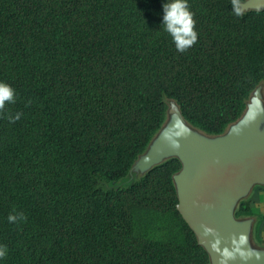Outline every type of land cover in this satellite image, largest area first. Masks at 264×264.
I'll list each match as a JSON object with an SVG mask.
<instances>
[{
    "label": "trees",
    "instance_id": "trees-1",
    "mask_svg": "<svg viewBox=\"0 0 264 264\" xmlns=\"http://www.w3.org/2000/svg\"><path fill=\"white\" fill-rule=\"evenodd\" d=\"M243 1L187 0L197 41L179 52L165 0H0V82L14 89L0 110V264H211L177 207L179 158L129 173L171 100L218 135L264 84V9Z\"/></svg>",
    "mask_w": 264,
    "mask_h": 264
},
{
    "label": "water",
    "instance_id": "water-1",
    "mask_svg": "<svg viewBox=\"0 0 264 264\" xmlns=\"http://www.w3.org/2000/svg\"><path fill=\"white\" fill-rule=\"evenodd\" d=\"M241 11L263 10L264 0H245ZM177 157L173 176L178 210L204 246L211 264H264V248L251 242L253 218L236 209L254 186L264 185V93L254 90L242 116L218 135L192 126L179 105L169 102L168 118L130 174H144Z\"/></svg>",
    "mask_w": 264,
    "mask_h": 264
},
{
    "label": "clouds",
    "instance_id": "clouds-1",
    "mask_svg": "<svg viewBox=\"0 0 264 264\" xmlns=\"http://www.w3.org/2000/svg\"><path fill=\"white\" fill-rule=\"evenodd\" d=\"M163 16L161 25L171 36L172 41L179 52H184L197 41V33L194 30L193 13L190 11L187 0H165L162 5ZM237 14H239L237 12ZM6 103H14V89L7 83L0 82V110L4 109ZM17 114L13 119H19ZM23 216L9 215L10 223ZM7 253L4 246H0V259Z\"/></svg>",
    "mask_w": 264,
    "mask_h": 264
},
{
    "label": "rangeland",
    "instance_id": "rangeland-1",
    "mask_svg": "<svg viewBox=\"0 0 264 264\" xmlns=\"http://www.w3.org/2000/svg\"><path fill=\"white\" fill-rule=\"evenodd\" d=\"M263 93H264V84ZM168 118V117H167ZM166 122V121H165ZM164 125V124H163ZM142 174L134 172L130 174L131 181L137 180ZM243 202V207L248 211L241 214L239 219L253 218V229L251 234V242L256 248H264V185H256L250 192V194L239 202ZM238 204V206H239ZM237 206V207H238ZM137 216V215H136ZM144 216H137L135 218V227L137 231H140L144 227ZM162 220L161 217H158ZM166 226L169 228V234L179 235L180 227L179 223H174L167 220ZM156 230V227L154 228Z\"/></svg>",
    "mask_w": 264,
    "mask_h": 264
}]
</instances>
